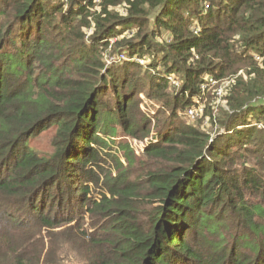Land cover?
<instances>
[{"label": "trees", "instance_id": "1", "mask_svg": "<svg viewBox=\"0 0 264 264\" xmlns=\"http://www.w3.org/2000/svg\"><path fill=\"white\" fill-rule=\"evenodd\" d=\"M115 37L128 54L108 66ZM135 56L152 58L144 77ZM208 75L232 77L213 139L175 120L208 101ZM139 79L174 117L137 167L116 137L150 135L132 114ZM252 120L264 123V0H0V264H264ZM50 127L46 155L29 143Z\"/></svg>", "mask_w": 264, "mask_h": 264}, {"label": "rangeland", "instance_id": "2", "mask_svg": "<svg viewBox=\"0 0 264 264\" xmlns=\"http://www.w3.org/2000/svg\"><path fill=\"white\" fill-rule=\"evenodd\" d=\"M122 30H123L122 28L118 29V31H122ZM87 33L89 35L91 33V29ZM116 40H117L116 37L113 38V40L111 41V45L109 46V49H108L109 52L104 58V62L108 66H114V65L116 66L118 64H123V61L125 60L124 58H121V56L118 58L122 59V61H119V59H117V53L114 49L115 46L113 47V43ZM127 54L128 53H125L124 56L126 57ZM136 57L137 56H135L134 58L137 59ZM151 59L152 58H149V60H145V61L138 60V63L141 65L140 67L138 66L139 69L135 70L138 77L139 76L144 77L145 74H147V71L149 69L147 64L151 61ZM240 74L246 75L245 70L241 69L238 75ZM231 78L232 77H229L225 79L224 81H216L213 78H211L209 75L206 76L205 79L207 83L203 84V89L205 90L208 101L206 100V98L205 100L202 101L201 98L199 97L200 99H196L197 105H191V106L188 105V109L179 108L176 111L177 119L175 120L178 122L176 124H185L189 121L191 122L193 121L196 123L198 122V124L201 125L200 129L203 132L210 134L212 139L219 135H226L225 134L226 126L221 123H223V119L225 118V115L229 112V106L227 105L226 96L229 93V87H230L229 85L232 82ZM244 78L247 79V75ZM170 80H171V84H173V86L176 87L175 89L172 86V88H170V92L174 91V93H176V90L178 91L180 90L181 77L179 75L177 76L174 74L172 75ZM138 83H139L138 86L141 89L139 93L137 94V98H136V100H138V103L134 100V103H137V104H135L133 108V112L135 114L134 113L132 114L134 116H139V118L141 117L140 114H143L151 119L152 129L150 131V135L144 138H141V137H136V138L126 137L125 138L122 136L116 137L117 140H121V141L127 140L129 147L133 151V155L131 159L135 158L138 160V162L136 163L137 167L141 165L139 163L140 161L142 160L147 161L146 159L147 157L145 155V149H146V145L148 144V142H150V137L156 136L158 133V130L163 129L164 127L167 128V125L170 122L168 121L169 119L167 117L173 116V114H171L169 111L170 108L165 107L163 103L158 101L157 99H153L147 96L146 90L148 88L149 83L145 79L144 80L139 79ZM213 92L215 93V96ZM205 103L207 104V106H205ZM190 109L194 110L195 115L191 116L189 114ZM207 109H208V112L209 111L211 112V116L209 117L204 116ZM138 120H141V119H138ZM251 122H253V125L256 124L255 126L257 128H264V123L256 122V120H252ZM159 123H162V124L157 126ZM54 135H55V127H50L49 129L45 130L44 132L38 134L35 138H33L29 144L34 148V150L37 149L41 151V153L48 155L54 151V146H53ZM103 136H105V134ZM249 147L252 148L251 145ZM117 152H118L117 156H119L120 160L126 165L128 162L126 160L124 150L119 149L117 150ZM249 156H251V161H254L255 160L254 156H256V153L249 154ZM104 157H106V155H104ZM106 160H107V157H106ZM157 165L158 164L156 160L152 164L148 163V167H154ZM106 167L108 169L114 170V165L111 161L109 164L106 165ZM144 172L139 171L138 175L143 174ZM95 189L96 188L93 189V191L96 192L95 196L99 194L97 197H100V192H97ZM103 191L104 189L101 190V192Z\"/></svg>", "mask_w": 264, "mask_h": 264}, {"label": "built area", "instance_id": "3", "mask_svg": "<svg viewBox=\"0 0 264 264\" xmlns=\"http://www.w3.org/2000/svg\"><path fill=\"white\" fill-rule=\"evenodd\" d=\"M121 58H125V56L124 55H121ZM137 60H139V61H145V60H141V59H139V58H137ZM172 76H169V79L171 78ZM189 114L192 116V115H195V112H194V110H189Z\"/></svg>", "mask_w": 264, "mask_h": 264}]
</instances>
